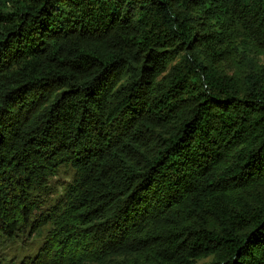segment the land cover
<instances>
[{"label": "trees", "instance_id": "trees-1", "mask_svg": "<svg viewBox=\"0 0 264 264\" xmlns=\"http://www.w3.org/2000/svg\"><path fill=\"white\" fill-rule=\"evenodd\" d=\"M235 26L264 54V0H0V235L49 225L32 264H264V66L221 72Z\"/></svg>", "mask_w": 264, "mask_h": 264}, {"label": "rangeland", "instance_id": "rangeland-1", "mask_svg": "<svg viewBox=\"0 0 264 264\" xmlns=\"http://www.w3.org/2000/svg\"><path fill=\"white\" fill-rule=\"evenodd\" d=\"M14 2L7 4V9L14 8ZM229 56L219 64L221 72L227 76L233 77L239 84L244 75L251 67L264 66V54L261 53L249 39L245 31L238 26L232 28L231 36L227 42ZM71 173L67 170L60 171L58 176L51 180V191L55 193L54 199L63 190L64 183L70 181ZM264 195V191H263ZM47 199V206L54 204V199ZM44 198H40L42 201ZM44 209V202H40ZM196 206L182 207L176 214L177 222L181 225L190 223L194 218ZM172 224V223H170ZM51 234L49 225L43 226L40 232L33 236L26 231L24 236L14 239H8L0 235V264H32V261H38V257L45 252L48 247V237ZM212 260V256L206 255L195 259L196 264H206ZM96 264H178L175 261H162L153 249H145L132 255H118L112 260H105L103 263Z\"/></svg>", "mask_w": 264, "mask_h": 264}]
</instances>
